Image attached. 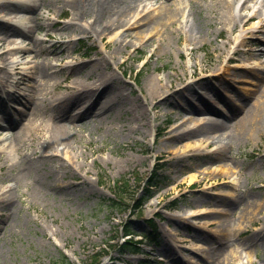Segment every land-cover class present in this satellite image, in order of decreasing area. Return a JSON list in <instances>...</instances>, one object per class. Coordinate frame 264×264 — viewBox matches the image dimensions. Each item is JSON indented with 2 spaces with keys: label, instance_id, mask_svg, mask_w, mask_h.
<instances>
[{
  "label": "rangeland",
  "instance_id": "rangeland-1",
  "mask_svg": "<svg viewBox=\"0 0 264 264\" xmlns=\"http://www.w3.org/2000/svg\"><path fill=\"white\" fill-rule=\"evenodd\" d=\"M181 1L187 14L191 0ZM232 1L235 19L232 10L229 19L218 17L220 7L211 0L192 1L194 14L190 19L178 18L174 27L182 29L173 35L172 46L155 53L153 48L160 36L157 29L139 25L134 32L139 35L127 37L124 53L111 58L110 65L94 71L114 77L106 83L100 97V103L109 98L107 107L111 104V108L101 115L92 110L77 121L76 133L67 136L72 147L64 150L72 157L74 168L67 167L68 176L59 181H70L76 186L65 193L50 191L32 197L29 208L25 206L29 194L21 187L20 194L13 198L16 206L9 211V220L0 216V264H89L93 259L98 264H264V122L260 128L229 129L216 142V152L208 145L209 140L218 137L209 123L221 121L224 116L233 118L241 113L240 105L250 109L260 92L259 86H264V72L239 69L244 58L250 65L264 69V56L250 52L251 47L260 50L264 46L252 42L237 45L241 36L256 38L250 30L264 21V7L258 20L243 25L239 14L245 0ZM148 2L161 6L165 0ZM31 4L38 12L28 13L33 21L27 28L20 26L31 36L14 33V46H34L38 38L34 52L38 62L50 57L54 63L66 64V54L55 55L53 50L65 38L61 27L71 15V7L64 5L62 10H54L42 5L41 0ZM247 4L257 8L255 0H248ZM251 12L249 8L243 11ZM4 14L0 12V16ZM1 18L0 27H9L8 18ZM91 21L88 14L82 16L81 22L88 24L89 30L74 34L70 60L96 58L99 51L109 55L110 48L105 43L116 32H127L121 26L101 38L93 31ZM190 36L194 38L189 43ZM26 56L30 59L29 54ZM23 71L24 68L20 69L18 76ZM209 74L215 75L207 78L216 84L214 87L204 89L201 83L194 82L213 76ZM67 75L69 78L65 79ZM76 75L77 71L63 69L56 78L61 86H51L45 96L49 99L50 95L67 94L65 85ZM6 79L3 81L7 82ZM27 84L21 88L28 92ZM193 89L204 95L200 115L205 125L188 128L182 120L189 115L191 99L199 102L192 98ZM211 90L213 94L205 96ZM6 102L2 100L0 107H7ZM19 103L18 106L25 107L23 102ZM65 104L47 108L45 116L59 115ZM216 109L224 116L215 115ZM10 113L16 122L20 114L12 110ZM11 132L0 130L4 136ZM32 135L35 146L41 145L43 138L36 132ZM172 135L176 136L173 141ZM11 147L7 141L3 149ZM30 153L31 148H25L13 159ZM61 154L60 171L67 160L63 150ZM10 164L11 161L0 170V177L9 171ZM158 165L161 168L157 171L158 184L153 187L154 197L146 201L142 211L128 208L129 205L112 207L114 181L125 176L132 186L141 183L136 197L143 198V186L147 187ZM220 167L232 171L236 180L222 176L224 173L220 172L224 171ZM18 170L15 167L12 171ZM6 184L13 186L11 181ZM124 199L132 203L129 195ZM204 206L210 211L202 213ZM150 221L157 226L158 243L144 245V253L120 254L119 243L130 237L124 235L122 224L130 227L135 239H141L142 233L151 231ZM232 249L239 255L234 260L229 254ZM175 254L183 260L173 261L171 256ZM224 257H228L225 263Z\"/></svg>",
  "mask_w": 264,
  "mask_h": 264
},
{
  "label": "bare ground",
  "instance_id": "bare-ground-1",
  "mask_svg": "<svg viewBox=\"0 0 264 264\" xmlns=\"http://www.w3.org/2000/svg\"><path fill=\"white\" fill-rule=\"evenodd\" d=\"M32 1L33 0H0V6L3 7L1 11L5 12L0 18H8L9 22V27H0V80H4L5 78L9 79L11 78V74L14 75L18 73L20 69L24 68L17 82L18 84L28 83L29 91L27 92L26 89L19 93V95L24 97L23 99L31 105V107L30 105H25L24 107L18 106L19 103L17 102L11 104L14 108L13 110L16 108L19 109L17 112L20 115L16 122L13 121L10 110L7 109L6 111L3 105L0 107V130L8 129L12 131L5 136L0 134V170L6 167L11 161L9 171L0 177L3 183L0 186V216H4L7 220L10 218L9 211L16 206V202L13 201V198L20 194L21 187L29 194L25 205L29 208L32 204L30 201L32 197L41 196L50 191L65 193L68 188L76 186L70 181L66 183H61L59 181L60 177L66 178L68 176L67 167L74 168L72 157L68 156L67 150H64L65 148L68 149L72 147L67 136L76 133L77 121L87 116L92 110H95L94 113L96 115H98V113L101 115L106 112V109L110 110L111 108V104L107 107L109 98L108 101L105 100V103H100V97L106 83L113 80L114 77L110 76L108 78L105 74H94V71L110 65L111 58H117L120 54L124 53L123 47L126 45L125 41L127 37L130 35H139V32L134 34L136 27H140L139 25L144 24L142 28H146L147 26L157 29V33L160 36L158 37L157 44H155L153 48V52L155 53L167 46H172L173 35L177 33L178 30L182 29L181 26L180 28L174 27V25L177 24L178 18L184 16L190 19L194 14V9L191 5L194 0H188L189 11L187 14L182 8L184 2L181 0H165V3L161 6L157 5V3L148 2L151 0H41L42 5L46 4L47 6H51L54 10H62L64 5H68L72 9V13L61 27L66 34L65 38L62 39L57 48L53 50L55 55L60 53L66 54L63 55V60H66L67 63H54L50 57L42 62H38L37 56L34 54V52L37 51L39 43L38 38L34 41V46L23 43L14 46L16 41L11 39V35H14V33L25 37L31 36L26 30L20 29V26L22 28H27L33 21V18H29L28 13L32 12L35 14L38 12L36 7H32ZM211 1L216 6L220 7L217 13L218 17L221 16L229 19L232 10V18L235 19V9L232 0H225V4L220 0ZM247 2L248 0H245L240 7L239 17L243 25L258 20L264 7V0H255L256 9H253V6L248 5ZM248 8L252 9V12L249 14L243 13V11ZM86 14L92 18L91 24L93 31L98 33L101 38L105 37L106 33L121 26L125 27V31L127 32H116L112 40L105 43V47L110 48L109 55L99 51L96 58L88 57L84 60L73 61L69 59L70 54L74 52V47L70 42L74 34L85 33L89 30L88 24L81 22L82 16ZM183 23L186 25L185 21H183ZM191 30L194 31L192 28ZM250 34L255 35L256 38H252L250 35H244L239 45L252 42V45L264 46V21L262 20L258 27L251 29ZM145 36H147V34L144 35V37ZM193 38V36H190L189 43L193 41ZM188 47L187 45V48ZM191 52H194V48L191 49ZM250 52L253 55L264 56V48L259 50L251 47ZM11 54L14 56L10 58ZM28 54L30 59L26 56ZM229 61L230 58L227 59L226 64ZM115 62L119 64L117 59H115ZM65 68H68L70 72L77 71L78 75L74 77L71 76L72 78L65 85L67 94L60 96L50 95L48 99L45 95L49 92L50 87L61 86L60 80H56V78L62 74ZM241 68L254 72H264V69L250 65L247 58L242 60L239 69ZM259 76L263 78L262 75ZM67 77L69 78V75L65 76V79H67ZM195 77H197V75ZM210 77L214 78V76H204L198 78L196 81L194 80V82L201 83L204 89L212 85L214 87L216 84H212L211 81L207 79ZM260 77L258 80L261 79ZM53 79L54 81L51 83ZM201 79H205L207 82L205 83ZM241 80L242 79L235 81L240 82ZM100 85L101 87H99ZM7 86L8 83L2 85L4 94H8L11 90ZM256 86L259 85L257 84ZM193 91L194 95L192 98L199 100V102L191 99L192 108L190 112H188L189 115H187L189 117L186 116L182 120L183 123L187 124L188 128L201 126L205 123L200 115V112L203 110L201 101L204 95L194 89ZM221 91L228 94L225 90ZM259 91L258 97L256 101L251 104L250 109L245 108L243 105L239 106V103H235L236 106H239L238 111H241V113L237 112L233 118L224 116V113L219 109L214 111L215 115L224 116L221 121L209 123V126L214 127V130L216 129L215 133L220 137V139L216 137L217 140L212 139L208 141V145H211L215 152L218 150V143L216 142L222 140L221 137L224 136L229 129L241 128V130H247L261 127L264 122V86L263 88L259 86ZM213 92L212 90L210 92L207 91L205 96L206 94L207 97L211 96ZM4 94H0V102L4 100ZM64 102H66V104L62 107V111L59 115L52 117L45 116L47 108L53 106L58 107ZM25 108L27 110H25ZM1 120H4L7 124L2 123ZM34 132L43 138L39 146H35L32 140V133ZM175 138L176 136L172 135L171 141ZM7 141L11 142L12 147L10 149H3ZM28 147L31 148L30 154H25L16 160L13 159L18 156L20 151ZM62 150L66 153L64 156L67 157V160L63 165L64 170L60 171L63 167L58 161L62 159ZM58 163L60 164L59 168H57ZM15 167L19 170L13 172L12 170ZM220 170L224 171L222 173L220 172V174L224 173L222 176L232 178L233 173L232 171H227L228 168L220 167ZM205 173L208 174L207 172ZM235 180V178H232V181ZM7 181L13 182V186L8 187L6 184ZM4 210H6V213L3 212ZM209 211L210 210L204 206L201 212L207 213ZM254 219H252V221ZM246 244L250 246L249 242H246ZM170 249L175 252L172 246H170ZM229 254L232 260L239 257L236 249H232ZM227 258L228 257H224V263ZM171 259L173 261L183 260L178 254L177 256L176 254L175 256H171ZM250 259L251 257L249 256V260ZM185 260L184 258V261ZM251 261L253 260L251 259Z\"/></svg>",
  "mask_w": 264,
  "mask_h": 264
},
{
  "label": "trees",
  "instance_id": "trees-1",
  "mask_svg": "<svg viewBox=\"0 0 264 264\" xmlns=\"http://www.w3.org/2000/svg\"><path fill=\"white\" fill-rule=\"evenodd\" d=\"M159 167V165L157 166ZM160 168V167H159ZM158 170V169H157ZM157 170L154 171L152 174L151 178L147 182V187H143L145 195L143 198L141 197H136L137 192L141 189V183H138L136 186H132L129 179L127 177H122L120 179H117L114 181L112 190L114 193V199L112 200V207L118 208L121 207L122 205H125L128 208H133L135 210L141 211L144 203L153 196V186L158 184V181L156 180L157 178ZM126 195H129L130 198L132 199V203H128L125 201ZM125 207V208H126ZM122 229L124 231L125 235H130L131 234V229L127 224H122ZM141 241L135 242L133 239H128L125 240L123 243H121V250L122 253L126 250H132L133 252L137 253L141 251L140 247ZM99 258V257H98ZM100 259V258H99ZM99 262H96V260H92L91 263L89 264H98Z\"/></svg>",
  "mask_w": 264,
  "mask_h": 264
}]
</instances>
